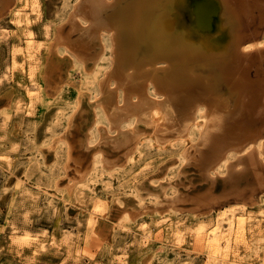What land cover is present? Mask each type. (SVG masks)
<instances>
[{
  "label": "rangeland",
  "instance_id": "1",
  "mask_svg": "<svg viewBox=\"0 0 264 264\" xmlns=\"http://www.w3.org/2000/svg\"><path fill=\"white\" fill-rule=\"evenodd\" d=\"M77 1L83 0H0V264H220L209 261L208 234L230 213L254 222L236 228L227 253L221 249L226 264H264V112L241 111L230 94L228 113L202 142L192 128L168 145L181 124L159 93V129L145 111L128 124H109L100 103L113 82L98 89L114 69L107 43L95 41L101 56L84 67L72 61V41L81 34L69 28ZM170 2L189 23L191 0ZM224 2L233 16L227 24L243 42L240 53L250 54L244 81L253 104L264 100V0ZM19 8L29 26L12 22ZM62 36L71 43L58 44ZM202 70L196 74L203 79ZM234 80L218 94L226 96ZM127 135L141 139L132 153L134 139L121 146ZM245 136L251 143L229 148L225 163L208 170L216 146Z\"/></svg>",
  "mask_w": 264,
  "mask_h": 264
},
{
  "label": "bare ground",
  "instance_id": "2",
  "mask_svg": "<svg viewBox=\"0 0 264 264\" xmlns=\"http://www.w3.org/2000/svg\"><path fill=\"white\" fill-rule=\"evenodd\" d=\"M180 1L175 0L174 3L178 4ZM224 1L191 0L189 23L180 22L173 8L174 4L170 0H116L115 3L110 0H83L81 3L77 1L79 4H75L69 16V28L70 33L79 30L81 34L72 41V45L76 47L74 50L77 49L78 54L77 58L72 56V61L84 67L85 60H96L101 56L103 49L97 52L95 41L104 40L107 43L109 51L107 61L114 69L105 72L98 89L99 92H103L104 86L113 82L114 89L110 88V92L103 95L100 103L102 114L108 112L111 115L112 120H108L109 124L127 122L145 111L157 128L158 121L163 118L159 107L161 101H164V98L161 100L158 97L159 93L168 96V113H172L175 109L179 113L178 121L181 124L178 134L180 137L172 141L170 139L168 145H173L176 140L184 141L192 128L201 131L199 141L202 142L208 135L209 129L218 126L221 115L228 113L232 96L230 94H235L237 97L233 101L234 107H237L240 99L238 108L241 111H250L254 114L264 112V100H257L252 104L251 93L248 88L245 89V68L248 67L251 58L249 52L240 53L242 50L239 48L243 42L233 36L236 31L231 30L230 25L227 24L233 16L229 14L228 8L223 7ZM13 16L12 22L15 25L23 23L29 26L30 19L24 8L13 10ZM194 34L198 35L194 36ZM31 36L32 34H29L30 38L24 45L29 51L34 48L31 45ZM56 42L71 43L63 36ZM252 47L251 44L246 45L243 51ZM29 51L27 53L31 55ZM160 62H164L166 67H157ZM203 68L207 69L205 72L211 74L206 73L205 78L202 79L197 76L196 71L201 72ZM233 79L235 80L232 81L231 87L227 88V95L218 94L222 89L220 85H226ZM258 91L260 92V88ZM116 97L119 99L118 107H115ZM205 105L207 109L204 108ZM249 108L255 109L249 110ZM230 131L228 128L226 135ZM151 135L154 136V132ZM134 136H125L121 146H127L131 140L133 141ZM156 140L160 139L156 138ZM139 141L141 139L135 137L132 148L127 147L129 153H132ZM153 146L163 145L155 141ZM228 146L229 144L223 143L214 148L204 163L209 166L208 170L225 163L227 154L225 150ZM161 220L158 224L165 218ZM247 221L250 225L254 222L248 215L236 216L230 213L228 219L217 222L208 234L212 240L210 248L213 252L208 257L209 261L220 259V264L228 263L225 260L228 257L226 253L234 232L236 228L244 227ZM223 223L226 228L219 229L217 226L224 227ZM221 249L226 253L222 254Z\"/></svg>",
  "mask_w": 264,
  "mask_h": 264
},
{
  "label": "water",
  "instance_id": "3",
  "mask_svg": "<svg viewBox=\"0 0 264 264\" xmlns=\"http://www.w3.org/2000/svg\"><path fill=\"white\" fill-rule=\"evenodd\" d=\"M250 55V54H248ZM226 136V134H224L222 136V138ZM248 136H245V138L243 140H239L234 144H229L228 149L230 150L231 148L234 150H238L241 151L242 149H244L246 147V145H248L249 143H251L250 141H252L253 137L247 138ZM220 140V139H219ZM230 148V149H229ZM227 150H225V153H227Z\"/></svg>",
  "mask_w": 264,
  "mask_h": 264
}]
</instances>
